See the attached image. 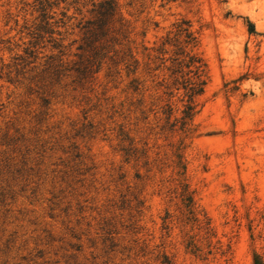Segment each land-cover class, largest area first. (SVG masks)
Listing matches in <instances>:
<instances>
[{
  "label": "rangeland",
  "instance_id": "rangeland-1",
  "mask_svg": "<svg viewBox=\"0 0 264 264\" xmlns=\"http://www.w3.org/2000/svg\"><path fill=\"white\" fill-rule=\"evenodd\" d=\"M72 1L35 45L37 1L0 0V264H264V0H113L90 46L103 0ZM181 21L207 71L183 129L156 69Z\"/></svg>",
  "mask_w": 264,
  "mask_h": 264
},
{
  "label": "trees",
  "instance_id": "trees-1",
  "mask_svg": "<svg viewBox=\"0 0 264 264\" xmlns=\"http://www.w3.org/2000/svg\"><path fill=\"white\" fill-rule=\"evenodd\" d=\"M36 11L39 13V24L34 29L32 33L36 45L38 41L44 38V34H48L51 38L54 34L57 33L55 28L59 27V24L62 26L65 25L63 19L67 17L66 11L61 12V18L55 19V12H52V9L58 7L59 3L64 2V0H36ZM78 0L72 1V3H77ZM116 4L113 0H103L97 5L93 10L96 14L95 21H86L85 25L82 28L87 29L91 25H96L98 33L97 35L92 36L94 39L92 41L88 40L89 44L97 41L99 37L106 36L105 27L110 23L111 19L116 13ZM174 33L172 37L168 38L165 42L162 43V48L158 50L159 56L156 57L160 61V64L156 69L163 67V69L170 72V77H172V82H165V79L161 84H159L163 89H165L164 94L168 96H174L172 89L174 91H182L181 102H183V108L180 112L181 116L178 119H175V123L180 124V129L185 128L189 124L197 112L196 98L204 92L206 85V65L203 60L195 53V48L198 46V39L191 31L188 22L181 21L174 25ZM59 35V33H57ZM181 39V40H180ZM90 41V42H89ZM49 42L53 43V48H61V44L56 42V39H50ZM172 47L171 50L166 49L165 47ZM59 56L62 57L64 53L59 51ZM99 52L95 53V56ZM29 57L33 56V52L27 53ZM165 56H167L165 58ZM48 60H51L49 68H53L54 75L59 76L61 71L67 69H61L64 66L62 58L58 59L55 62L54 56L50 55ZM169 62V66L166 67V63ZM96 64V62H94ZM98 65V63H97ZM132 65L128 64L126 66L127 72L135 73L136 67L134 65V70H131ZM77 73L80 70H75ZM84 71H81L83 74ZM134 83V81H132ZM136 89V88H135ZM168 114H172V109L167 110Z\"/></svg>",
  "mask_w": 264,
  "mask_h": 264
}]
</instances>
